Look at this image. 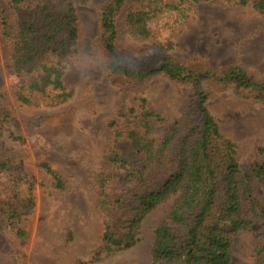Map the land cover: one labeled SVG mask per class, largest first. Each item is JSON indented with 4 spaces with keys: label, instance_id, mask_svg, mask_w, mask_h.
<instances>
[{
    "label": "rangeland",
    "instance_id": "374dc122",
    "mask_svg": "<svg viewBox=\"0 0 264 264\" xmlns=\"http://www.w3.org/2000/svg\"><path fill=\"white\" fill-rule=\"evenodd\" d=\"M64 1L75 9L78 53L65 75V83L74 88V94L61 106L29 107L16 102L15 79L6 68L8 49L0 25L2 142L10 159L22 163L29 180L34 181L35 202L32 213L21 224L24 237H17L5 223L0 225V264H153L155 229L167 218L176 196L144 217L135 246L93 260L102 244L106 217V209L99 205L100 186L104 182L109 193L122 176L110 161L112 153L123 146L125 121L121 113L129 108L140 112L137 99L145 98L165 119L153 124L154 136L161 138L165 127L183 116L195 90L165 77L136 82L111 73L99 22L109 0ZM135 1L126 0L116 16L114 45L127 68L150 69L160 64L165 54L153 43L136 42L126 33L125 17ZM3 11L14 26L15 15L8 0H0V17ZM175 18L171 13L151 25L153 42L163 43L174 36V50L166 57L195 71L208 68L220 72L228 65L240 64L264 81V21L250 8L203 1L194 5L180 26H174ZM204 87L211 93L209 111L219 120L221 133L235 143L241 172L263 162L264 105L236 95L229 87L214 83ZM116 127L121 131L119 137ZM43 161L61 177L62 189L39 167ZM162 171L156 174L158 180L168 174V170ZM26 187L21 186L23 192ZM261 232L262 222L255 220L233 236L231 264H255Z\"/></svg>",
    "mask_w": 264,
    "mask_h": 264
},
{
    "label": "trees",
    "instance_id": "16d2710c",
    "mask_svg": "<svg viewBox=\"0 0 264 264\" xmlns=\"http://www.w3.org/2000/svg\"><path fill=\"white\" fill-rule=\"evenodd\" d=\"M203 1L247 7L264 21V0H136L125 17L126 33L136 42L153 43L165 55L150 69L131 70L117 64L120 60L114 45L115 19L126 0H109L101 10V38L110 56L111 73L136 82L165 77L189 85L195 92L186 102L183 116L166 126L161 138L154 136L153 124L165 119L145 98L137 99L140 112L129 108L121 113L125 121L123 146L112 153L110 161L122 176L109 193L104 182L100 186L99 205L106 209V217L102 244L93 260L135 246L144 217L176 196L167 218L155 229L153 264H231L233 236L255 220L262 222L255 264H264V161L241 172L235 143L221 133L219 120L209 111L211 93L204 87L206 83L229 87L236 95L264 105V81L240 64L228 65L220 72L189 70L166 57L174 50V36L163 43L153 42L151 25L158 18L175 13L174 26H180L194 5ZM8 6L15 15L14 26L4 11L0 25L8 49L6 68L15 79L16 102L29 107L67 103L74 88L66 85L65 75L78 53L73 4L64 0H8ZM118 128L115 135L119 137ZM1 133L0 127V225L5 223L21 238L26 235L21 227L23 219L35 207L34 181L29 180L22 163L13 162L6 154ZM39 167L58 189L63 188L61 177L48 162ZM165 169L168 174L158 180L156 174ZM23 184L27 185L25 192Z\"/></svg>",
    "mask_w": 264,
    "mask_h": 264
},
{
    "label": "clouds",
    "instance_id": "9594fccd",
    "mask_svg": "<svg viewBox=\"0 0 264 264\" xmlns=\"http://www.w3.org/2000/svg\"><path fill=\"white\" fill-rule=\"evenodd\" d=\"M118 56H119L120 63H117V64L120 65V66H123V67H128L127 62H125V58H124V56H123V55H120V54H118ZM129 59L134 60V59H137V58H131V57H130ZM117 64H116V65H117Z\"/></svg>",
    "mask_w": 264,
    "mask_h": 264
}]
</instances>
